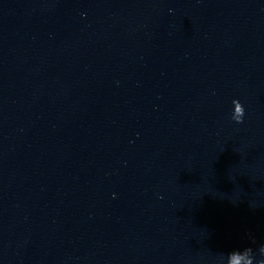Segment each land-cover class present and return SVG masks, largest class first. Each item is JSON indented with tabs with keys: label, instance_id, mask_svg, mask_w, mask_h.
Masks as SVG:
<instances>
[{
	"label": "water",
	"instance_id": "obj_1",
	"mask_svg": "<svg viewBox=\"0 0 264 264\" xmlns=\"http://www.w3.org/2000/svg\"><path fill=\"white\" fill-rule=\"evenodd\" d=\"M262 246L264 0H0V264Z\"/></svg>",
	"mask_w": 264,
	"mask_h": 264
},
{
	"label": "clouds",
	"instance_id": "obj_2",
	"mask_svg": "<svg viewBox=\"0 0 264 264\" xmlns=\"http://www.w3.org/2000/svg\"><path fill=\"white\" fill-rule=\"evenodd\" d=\"M243 117H244V108L243 106L240 104V110H239V115H234L232 117V119L236 122V123H243ZM260 253L262 256H264V246H262L260 248ZM247 255L248 257V262L249 264H253V254H252V250L246 249L243 253L240 252H233L230 254L229 258L233 257V256H239V255ZM258 264H264V259L260 260L258 262Z\"/></svg>",
	"mask_w": 264,
	"mask_h": 264
}]
</instances>
